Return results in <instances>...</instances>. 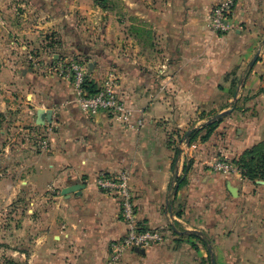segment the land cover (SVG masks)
I'll return each instance as SVG.
<instances>
[{
    "label": "crops",
    "instance_id": "1",
    "mask_svg": "<svg viewBox=\"0 0 264 264\" xmlns=\"http://www.w3.org/2000/svg\"><path fill=\"white\" fill-rule=\"evenodd\" d=\"M7 1L0 7V59L6 62L0 113L18 131L45 129L50 142L39 152V142H33L23 164L3 179L10 198L27 194L23 225L29 231L24 236L26 228L19 230L14 253L26 264H105L110 244L128 225L117 197L95 180L102 172H126L140 221L172 230L164 243L127 251L117 264H206L211 248L190 233L219 223L211 191L222 190L221 178L198 167L207 161L208 144L193 153L189 139L172 140V147L168 139L180 129L190 135L200 121L192 120L198 104L203 114L218 107L219 98L233 96L227 76L235 71L243 85L233 97L253 96L245 108L251 105L253 115L247 116L248 109L243 121L232 123L253 140L248 146L264 140V0H239L228 34L232 44L215 57L216 33L209 21L219 0H157L158 9L143 0L124 27L94 26L101 8L93 0H73V8L72 0ZM71 53L89 58V75L99 86L115 78L119 94L135 111L132 121L142 116L144 124L131 127L104 111L85 113L74 83L49 69L74 58ZM31 59L35 64L28 68ZM40 109L52 110V119L40 118ZM236 187L238 228L222 229L216 262L264 264V184L240 179ZM230 215L222 221H231Z\"/></svg>",
    "mask_w": 264,
    "mask_h": 264
},
{
    "label": "rangeland",
    "instance_id": "2",
    "mask_svg": "<svg viewBox=\"0 0 264 264\" xmlns=\"http://www.w3.org/2000/svg\"><path fill=\"white\" fill-rule=\"evenodd\" d=\"M73 1V0H72ZM71 1V8L75 6V1ZM134 1V2H133ZM143 0H93L92 4L94 6L101 8L99 9V16H97L96 22L94 23V26L101 25V26H107L110 24H113V26L116 27H124L127 24V19H129V13L132 10V8H142V2ZM7 0H1L0 1V7L2 5L7 4ZM13 2V1H12ZM218 2V1H217ZM215 2L214 5L217 3ZM145 5L147 7H152L158 9V2L157 0H145ZM89 5V4H88ZM82 12V11H81ZM82 14V13H81ZM87 19V17H86ZM92 22V19L91 21ZM87 24V23H86ZM233 28L224 34H217L215 35V39L213 41L214 45V54H211L213 57L215 56H221L223 52L225 51V46H229L232 44L233 40L231 37L229 38V33L234 31ZM234 34V32H233ZM236 36V35H235ZM228 40V41H227ZM231 50V48H230ZM212 51V52H213ZM70 52V51H69ZM123 52V50H122ZM74 55L77 59H80V55L76 53H71L70 56ZM29 59V58H28ZM30 60V59H29ZM83 60V59H81ZM84 61L89 62V58H86ZM33 59H31V62H26L28 64V68H31L34 66ZM6 64L3 59H0V72L3 69V66ZM251 62L247 64L245 68H248L250 66ZM90 68V66L88 65ZM55 71V70H54ZM236 72L232 71L228 74V78H231V86H230V92L231 95L235 96L238 93V90L243 85V80H240V76L235 75ZM243 74V73H242ZM236 76V77H235ZM243 76V75H242ZM63 77V76H62ZM1 86V83H0ZM3 90V89H1ZM222 97L221 104L218 107L213 106L212 109H207L204 111V113L198 112L202 105L198 104L197 113H195V117L192 120L194 123L199 122L196 124V127H192L190 130V134L195 130L199 128H203V126L210 124L213 120H220L218 121V124L215 127L214 132L210 137L207 139H204V136L207 132V129H202V131L198 134L197 138L194 139L191 143V146H193V151H199L200 144H208V151H207V161L204 163H198V167L201 166V169L206 170L207 173L212 176V178L220 179L221 191H218L216 188L214 191H211L212 194V209L218 214V217H214L215 219H220L219 223L214 222L215 226L211 228L209 231H204L199 234H203V238H205L208 241V245L211 248V253L208 255L207 259L205 260L206 264H212V259H214L215 264L216 262V246H219L221 243V235L223 232V228H226V231L229 229L234 228L235 230L238 228L237 221L234 219V217H239V204L236 202L237 195H233L229 188L226 186V181H228V184L231 183L233 186L239 185L240 179H247L242 174V170L240 168L238 160H240L242 153L246 148H251L254 144L248 146L249 144L253 143V140L247 141L245 137L244 132L240 131L243 126L237 125L238 123H232L238 122L239 119L243 121V116L245 115V112L249 109V112L247 113L251 116L253 115L251 110V105L246 110V101L248 102L250 99L253 98V96H247L245 98L243 97ZM124 98V97H123ZM126 99V98H125ZM127 100V99H126ZM198 102V101H197ZM173 103V102H172ZM222 108H226L225 110H222ZM210 111V112H209ZM223 111H229L224 116H219V114ZM234 111V115H230L231 112ZM206 112H209L208 114ZM242 113L241 117L239 118V114ZM201 117L203 118L201 120ZM238 126L237 128H235ZM183 130H178V136L170 137L168 139L169 145L172 147L175 143H177V140L182 137L183 143H186L185 141L189 139L190 135L186 136V131L182 133ZM47 131L44 130H34V129H21L18 131V129H14L12 126L11 119L8 120L6 114L0 113V264H26V259H21L19 255H16L14 253V250L18 248V243L20 241H16L17 234L19 233V230L26 228V236L29 231V225H23L25 223V219H23L26 214L29 212L27 210V194H19L16 197H9V193L7 192V183H3V179L6 175V173H9L10 171L13 172V170L23 164V158L27 151H29L28 147L33 144V142H40L41 139L44 137L49 138V136L46 135ZM175 140V143L172 141ZM256 144V143H255ZM240 145V148L234 149V146ZM248 146V147H246ZM242 148V149H241ZM6 149H9V153L7 154ZM194 153V152H193ZM198 156V154L196 155ZM193 159V158H192ZM190 159V160H192ZM221 160H226L227 162H230L231 164H236L239 172H232L227 173L225 170L218 168L217 163ZM191 162V161H190ZM192 165V164H191ZM195 169V168H194ZM10 170V171H9ZM13 174V173H12ZM16 174V173H15ZM237 178V179H236ZM214 179V180H215ZM254 183H261L264 184V179H257L255 181L250 180ZM227 184V185H228ZM217 185V184H216ZM219 186V185H218ZM214 194V195H213ZM234 196V197H233ZM231 202H235L234 204H231ZM237 208L236 212H231L232 210H235ZM232 209V210H231ZM230 211V217H233L231 221H222L223 216H226L227 212ZM228 220V219H227ZM226 222V224H223ZM188 231V230H186ZM28 243V242H27ZM26 243V244H27ZM236 260V258H228V260ZM249 264V263H245Z\"/></svg>",
    "mask_w": 264,
    "mask_h": 264
},
{
    "label": "built area",
    "instance_id": "3",
    "mask_svg": "<svg viewBox=\"0 0 264 264\" xmlns=\"http://www.w3.org/2000/svg\"><path fill=\"white\" fill-rule=\"evenodd\" d=\"M239 0H220L213 8L209 25L213 32L224 34L232 28V18ZM30 58H33L30 55ZM35 61V60H34ZM50 70H55L60 76L70 79L76 88L77 100L81 109L95 116L104 111L115 117L122 119L125 123H131V127H140L144 124V118L133 120L135 111L121 97L116 89L115 78H108L100 86L98 92L89 94L84 88V82L88 75L89 67L86 61L70 58L63 60L56 65H50ZM49 138L41 139V150L49 148ZM218 168L227 173L239 172L236 164H231L226 160L217 163ZM96 185L105 193L117 197L120 205L121 218L127 223V233L120 239L114 240L110 244V253L105 264H117L127 251L148 249L162 244L166 241L172 228L158 227L146 228L140 224L138 209L134 200L129 176L126 172L118 174L100 173L95 180Z\"/></svg>",
    "mask_w": 264,
    "mask_h": 264
},
{
    "label": "trees",
    "instance_id": "4",
    "mask_svg": "<svg viewBox=\"0 0 264 264\" xmlns=\"http://www.w3.org/2000/svg\"><path fill=\"white\" fill-rule=\"evenodd\" d=\"M216 4L212 7L211 12H212L213 8L216 6ZM210 15H211V13H210ZM54 42H55V40H54ZM54 42L52 43V41H51L50 45L54 44ZM73 59H77V58L74 57ZM84 88L88 91L89 94H94V93L99 91L100 86L96 81H94L90 77V75H87L86 80L84 82ZM218 121H220V120H213L210 124L203 126V128L195 129L190 134L189 142H192L194 139H196L198 134L204 128L207 129V132H206L203 140L210 137L212 135V133L214 132L215 127L218 124ZM40 145H41V140L38 144V150H37L38 152L41 150ZM180 151H181L180 148H176V154L177 155L180 153ZM238 162H239L240 168L242 170V174L246 178L253 180V181H255L257 179H264V140L254 144L251 148L250 147L246 148L244 150V152L242 153L241 158H240V160H238ZM185 182L186 181L183 180V182L180 184H183ZM140 224L143 226L144 229L148 228V227H146V225L143 222H141ZM190 236L199 238L202 242H204L205 244H208V241L205 238H202L197 233H194V232L190 233Z\"/></svg>",
    "mask_w": 264,
    "mask_h": 264
},
{
    "label": "water",
    "instance_id": "5",
    "mask_svg": "<svg viewBox=\"0 0 264 264\" xmlns=\"http://www.w3.org/2000/svg\"><path fill=\"white\" fill-rule=\"evenodd\" d=\"M91 67L89 68V70H88V75L90 74V72H91V68L93 67V64H91L90 65ZM229 111H223V112H221L220 114H219V116H224V115H226L227 113H228ZM47 116L50 120L52 119V110H44V109H40L39 110V112H38V116L40 117V118H42L43 119V117L44 116ZM228 188H229V190L231 191V193L233 194V195H237V190H238V188L236 187V186H233L231 183H229L228 184ZM196 233H198L197 231H196ZM138 250H144L143 248H141V249H138ZM212 264H215V261H214V259H212Z\"/></svg>",
    "mask_w": 264,
    "mask_h": 264
}]
</instances>
